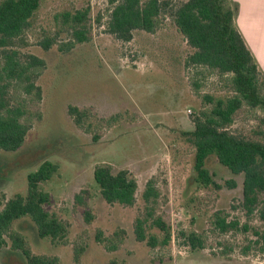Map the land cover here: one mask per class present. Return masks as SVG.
Masks as SVG:
<instances>
[{"label":"rangeland","instance_id":"1","mask_svg":"<svg viewBox=\"0 0 264 264\" xmlns=\"http://www.w3.org/2000/svg\"><path fill=\"white\" fill-rule=\"evenodd\" d=\"M240 1L236 23L249 46L254 15L249 0ZM41 2L24 36L28 46L19 50L46 62L37 81L42 100L25 102L30 131L22 148L0 152V196L26 195L28 175L45 161L57 164L58 173L42 188L51 195L46 209L65 223L69 235L65 245L40 239L29 217L17 221L13 232L21 234L33 254L55 257L59 264H264V223L248 217L241 206L243 177L212 158L208 168L222 188L200 187L194 181L195 149L183 136L194 129L192 120L203 107L200 96H231L225 83L216 76L203 78L202 94L196 95L183 73L185 45L172 26L159 36L136 32L132 42L122 43L106 32L110 0ZM86 8L91 10L90 42L75 43L63 53L59 46L73 41L65 32L49 51L39 45L65 31V13ZM261 58L264 72V48ZM71 106L89 111L81 127L68 113ZM231 130L264 143V109L244 107ZM102 165L115 173L130 172L138 183L134 206L110 205L102 198L94 180ZM231 179L235 189L225 185ZM148 182L159 192L152 212L143 199ZM216 214L237 228L221 233L214 225ZM159 216L173 227L171 244L151 248L138 242V218L149 219L148 234L162 241L163 233L152 225ZM180 231L202 236L204 249L178 246ZM0 264L26 260L9 240L0 251Z\"/></svg>","mask_w":264,"mask_h":264},{"label":"trees","instance_id":"2","mask_svg":"<svg viewBox=\"0 0 264 264\" xmlns=\"http://www.w3.org/2000/svg\"><path fill=\"white\" fill-rule=\"evenodd\" d=\"M110 4L106 32L116 41L130 43L136 32L159 36L167 26H172L185 45L182 52V56L185 55L182 57L183 73L196 95L202 94L203 78L216 76L225 83L223 86L229 89L231 96H200L203 107L192 120L194 129L183 133L185 140L195 149L194 181L200 187L222 188L208 168L210 160L216 158L231 174L243 177L241 206L248 217L255 215L264 223V143L231 130L237 114L244 107L264 109V72L237 26L239 4L234 0H110ZM41 6V0H0L2 153L17 152L22 148L30 131V125L24 122L28 114L25 102L28 98L38 103L42 100V88L37 81L46 70V62L34 55H24L19 50L28 46L24 36ZM90 17V8L78 10L75 14L65 13L62 16L65 31L57 32L39 45L49 51L57 44L59 35L65 32L73 41L59 46L63 53L70 52L75 43L90 42ZM100 21L99 16L97 22L100 24ZM68 113L80 127L89 118L88 110L73 106L69 107ZM58 170L57 164L45 161L28 175L26 195L18 194L8 200L0 196V251L7 247L10 240L13 249L24 256L26 264H59L55 257L33 254L21 234L13 232L17 221L29 217L40 239L65 245L68 227L46 209L51 203V195L42 188ZM94 180L108 204L135 205L138 183L128 170L115 173L109 165L98 166L94 171ZM225 185L235 189L237 182L231 179ZM158 198V190L153 182H148L143 195L148 212L153 211ZM77 199L81 201V196ZM225 219L221 214L215 215L214 225L221 233L237 228V223H227ZM148 223L147 218L137 219V241L151 248L169 246L175 236L171 223L161 216L152 219L153 228L157 227L163 233L162 241L156 235L148 234ZM178 246L201 250L205 247V240L196 233L180 231ZM110 249L114 251L116 248ZM111 264L117 262L112 261Z\"/></svg>","mask_w":264,"mask_h":264},{"label":"crops","instance_id":"3","mask_svg":"<svg viewBox=\"0 0 264 264\" xmlns=\"http://www.w3.org/2000/svg\"><path fill=\"white\" fill-rule=\"evenodd\" d=\"M239 4L240 0H234ZM244 4L246 0H243ZM249 13L254 15L252 23H254L255 30L250 36L254 37V40L250 39L249 48L252 51L254 57L259 63L260 67L262 66L261 50L264 48V0H249ZM247 5L245 8H248Z\"/></svg>","mask_w":264,"mask_h":264}]
</instances>
